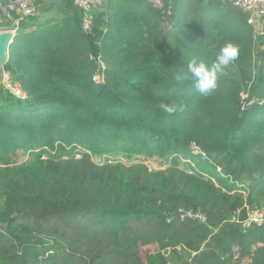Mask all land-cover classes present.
Returning <instances> with one entry per match:
<instances>
[{"label": "trees", "instance_id": "trees-1", "mask_svg": "<svg viewBox=\"0 0 264 264\" xmlns=\"http://www.w3.org/2000/svg\"><path fill=\"white\" fill-rule=\"evenodd\" d=\"M57 1L21 18L1 68L18 91L0 81V264H264V223L241 226L246 206L264 207V36L247 14L221 0H108L84 32L80 9ZM226 42L238 57L214 92L175 82ZM90 151L172 162L150 171Z\"/></svg>", "mask_w": 264, "mask_h": 264}, {"label": "built area", "instance_id": "built-area-1", "mask_svg": "<svg viewBox=\"0 0 264 264\" xmlns=\"http://www.w3.org/2000/svg\"><path fill=\"white\" fill-rule=\"evenodd\" d=\"M3 1L5 4V11L7 14V18L12 23V26H13L12 29H10L12 32H14L15 29L18 27L21 18L25 16H35L39 14V10L37 7V0H0V2H3ZM71 1L81 11L82 30L84 32H88V30L90 29L89 15L93 8V1L92 0H71ZM147 1L153 7L161 8L164 5L166 0H147ZM221 1L228 2L232 6L246 13L247 23L254 27L255 32L257 34L264 36V0H221ZM0 31H7V30H4V29L1 30V27H0ZM98 62L104 69L105 65L103 64L102 60H100V58ZM4 75L7 76L10 74L8 72H4ZM98 77H99L98 75H94L93 79L97 80ZM190 148L192 149V151L196 153H200V150L195 145V143H191ZM79 151L80 150L75 151L76 158L80 157ZM99 161L107 162V163H112L113 161L123 162L122 158L120 159V157L116 156L112 158L110 156H105V155H103L102 160H99ZM185 161H187L186 163H189L191 166V167H187V172L193 173V170H194L193 163L189 159ZM142 163H144V161ZM144 164L148 167L150 171L153 169H156L155 167L152 168L147 163H144ZM179 212L182 217L199 219L202 222H206L207 220L206 215L202 213L200 210L194 211V210L179 209ZM246 214H247L246 219L241 221V226L243 228H248L252 223H256L258 225L264 223V209L263 208H260L257 210H251L249 207L246 206ZM231 220L235 222L239 221L237 216H233Z\"/></svg>", "mask_w": 264, "mask_h": 264}, {"label": "clouds", "instance_id": "clouds-1", "mask_svg": "<svg viewBox=\"0 0 264 264\" xmlns=\"http://www.w3.org/2000/svg\"><path fill=\"white\" fill-rule=\"evenodd\" d=\"M238 57V47L232 42H226L217 53L213 62L206 63L204 60L193 58L187 64L186 73H177L174 80L177 84L192 78L194 87L202 95H210L217 88V74ZM158 107L165 113L171 114L178 110L175 104L161 101Z\"/></svg>", "mask_w": 264, "mask_h": 264}, {"label": "rangeland", "instance_id": "rangeland-1", "mask_svg": "<svg viewBox=\"0 0 264 264\" xmlns=\"http://www.w3.org/2000/svg\"><path fill=\"white\" fill-rule=\"evenodd\" d=\"M233 9H236V7L234 6H231ZM163 30L167 33H169V38L168 40H171L172 39V36L174 35V32H175V24L174 22L170 23V22H167V23H164L163 24ZM11 31V30H10ZM102 60V59H100ZM103 62V61H102ZM255 63H257V61L255 60ZM104 64V62H103ZM105 65V64H104ZM0 81L1 83L6 86L7 88H10V89H13L15 91H18L15 83L13 82V79H11V75H4V71H2L0 69ZM83 145H81V149L84 150V146L82 147ZM77 150H80V147L77 146L74 150L77 151ZM21 152V151H19ZM31 153L30 151H28L26 154H29ZM126 153V152H125ZM90 155L91 157L94 159L95 162H100L99 160H102V157L103 155H99V154H96V153H93V151H90ZM176 156H178L177 154H175ZM197 155V153H196ZM117 157H120V159L122 158L123 162L124 163H130L132 161H144V163H147L149 164L152 168L155 167V168H164L166 165L168 166V163L171 161L170 158L169 159H165L164 157L158 155V154H155V155H151L149 157H145V155H142V154H139V153H132L131 155H118ZM22 158V157H21ZM143 158V159H142ZM179 159H180V164L182 162H187L185 160H187V158L183 157V156H179ZM172 162V161H171ZM191 162L193 163V165H196V162L194 159H191ZM264 206V205H263ZM264 209V207H262Z\"/></svg>", "mask_w": 264, "mask_h": 264}, {"label": "water", "instance_id": "water-1", "mask_svg": "<svg viewBox=\"0 0 264 264\" xmlns=\"http://www.w3.org/2000/svg\"><path fill=\"white\" fill-rule=\"evenodd\" d=\"M15 32L0 31V69L8 58L9 47L15 39Z\"/></svg>", "mask_w": 264, "mask_h": 264}, {"label": "crops", "instance_id": "crops-1", "mask_svg": "<svg viewBox=\"0 0 264 264\" xmlns=\"http://www.w3.org/2000/svg\"><path fill=\"white\" fill-rule=\"evenodd\" d=\"M46 1H53V0H46ZM60 0H58L57 2H59ZM93 1V5H97L98 8H106L108 0H92ZM0 27L1 30H10L12 29V23L8 20L7 18V14L5 11V4L4 1L0 2Z\"/></svg>", "mask_w": 264, "mask_h": 264}]
</instances>
